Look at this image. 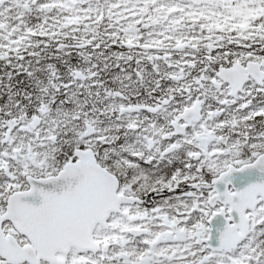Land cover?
I'll list each match as a JSON object with an SVG mask.
<instances>
[{
  "label": "snow or ice",
  "instance_id": "obj_1",
  "mask_svg": "<svg viewBox=\"0 0 264 264\" xmlns=\"http://www.w3.org/2000/svg\"><path fill=\"white\" fill-rule=\"evenodd\" d=\"M0 264H264V0H0Z\"/></svg>",
  "mask_w": 264,
  "mask_h": 264
}]
</instances>
